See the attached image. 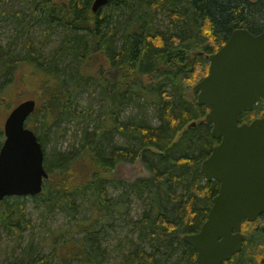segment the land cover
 Listing matches in <instances>:
<instances>
[{"label": "trees", "instance_id": "1", "mask_svg": "<svg viewBox=\"0 0 264 264\" xmlns=\"http://www.w3.org/2000/svg\"><path fill=\"white\" fill-rule=\"evenodd\" d=\"M93 3L9 0L0 11V115L8 112L13 99L8 93L26 87L32 79L37 107L29 128L38 131L40 124L42 145L45 135L56 133L67 120L82 131L78 149L45 158L50 178L42 193L32 198H39L50 212L60 209L73 219L79 211L76 199L86 202L91 211L84 220H75L70 230L51 233L41 245L29 243L20 260L6 264H100L99 256L88 250L92 242L74 235L97 234L106 225L115 229L117 220L116 231L129 230L137 237V241L120 240L119 264H196L197 252L183 237L200 231L219 193V182L207 180L201 165L220 140L204 121L209 109L198 104L196 93L189 98L188 90L208 75L206 57L236 29L264 31V0H109L98 12L93 11ZM119 11L127 16L123 23ZM158 16L162 25L166 22V31L156 27ZM39 27L45 41L52 31L63 29L60 45L48 55L43 53V41L38 48L31 38ZM70 63L68 74L63 70ZM90 89L104 102L96 114L82 106L75 93ZM141 102L153 106L158 125L138 116L119 120L122 110ZM41 115L44 121L39 123ZM263 116L264 99L246 110L240 121L250 123ZM113 132L135 145H117ZM2 139L0 133V143ZM137 158L149 175L127 186L119 183L124 192L117 203L110 201L107 187L118 185L116 167ZM145 193L151 203L144 214L135 221L122 219L129 216L132 197L143 200ZM13 198L15 204L8 198L0 202V228L19 235L26 228L21 206L25 197ZM258 222H244L248 236L244 250L224 264L264 260V225L257 228ZM46 247L48 254L43 252Z\"/></svg>", "mask_w": 264, "mask_h": 264}, {"label": "water", "instance_id": "2", "mask_svg": "<svg viewBox=\"0 0 264 264\" xmlns=\"http://www.w3.org/2000/svg\"><path fill=\"white\" fill-rule=\"evenodd\" d=\"M108 2L94 0L93 11ZM207 59L208 75L193 90L198 104L209 109L204 121L212 126V136L220 140L201 169L220 188L200 231L183 240L196 250V264H224L243 250L244 220L253 222L264 215V116L250 123L240 121L246 110L264 99V31L236 29ZM36 107L35 99L25 100L4 123L0 201L37 196L49 178L43 145L27 127Z\"/></svg>", "mask_w": 264, "mask_h": 264}, {"label": "rangeland", "instance_id": "3", "mask_svg": "<svg viewBox=\"0 0 264 264\" xmlns=\"http://www.w3.org/2000/svg\"><path fill=\"white\" fill-rule=\"evenodd\" d=\"M6 2L9 3V0L2 1L3 7L0 5V11L4 10ZM117 16L119 17V20L122 23L125 22V20L127 19V16L122 11H119L117 13ZM6 20H9V17H7ZM161 22V16H158L157 20L155 21L156 27L161 31H166V28L168 27L166 22L164 21L163 25ZM42 29L43 28L41 27L37 28L31 38L35 40V43L37 42L38 48L40 47V42L43 41V53L48 55L49 53L54 51L58 45H60L64 37V33L62 28H58L56 31H52V33L48 36L45 41ZM2 36L4 35H1V37ZM72 65L73 64L70 63L67 68H64L63 71L68 72V74H70L69 72L72 69L69 67ZM62 79L67 80L68 76H63ZM27 82L28 83L26 84V87L19 86V90H12L8 93V97H11L13 99L8 102V112L4 114L1 112L0 115L1 139L2 137H4V123L7 119L10 109L17 103H21L29 99H36V85L34 81L32 79H29ZM193 87L194 86L189 87V98H192L195 94ZM75 93L78 102L82 106L90 108L92 111H94L95 114L103 110L104 102L99 99L100 97L98 98V92L95 89H90V91L86 92H84L83 90H78ZM78 109L81 110L80 108ZM141 111L143 112L141 113ZM134 116H138L142 121H146L150 125H158V119L156 116L155 109L153 108V106H144L143 102H141V105L138 107L136 106L134 108L122 110L118 117L120 121H126L130 117ZM31 119L32 118L29 119L27 127H29ZM38 121L39 123H42V121H44V116L41 115L38 118ZM38 126V131H34L37 136H40V124ZM55 132L56 133L51 132L45 135L43 145L46 152V159L55 158L58 154H68L69 152L79 148V145L81 143L82 131H80V129L73 121L67 120L64 123L59 124ZM112 135L117 145H125L131 147L135 145L132 142H126L120 135L116 134L115 132H113ZM4 140L5 139L1 140L0 146L3 145ZM114 175L117 178L116 183L118 185H109L107 187V191L109 200L114 203H117L120 199L119 196L122 194V192H124L125 189V187L120 186L119 183H122L123 185L127 186L139 178L147 177L149 175V171L147 170L143 162L140 160V158H137L134 162H121L120 164H118ZM148 197V193H145L143 200H139L137 198L132 197L130 203L127 205L130 209L129 216H124L122 219H125L126 221H135L139 217H141L142 214H144V212L149 208V205L151 203V200H149ZM8 201L11 204H15L16 199L13 197H8ZM21 206L23 207L22 215L24 217L26 228L24 230H21L19 232V235H17L16 232L13 230L11 231L0 228V263L6 264L8 262H16L20 260L23 256L26 246L29 243L32 242L35 246L41 245L43 241L46 240L48 236H50L51 233L57 232L59 230L68 231L75 225V220L80 221L91 216L89 205L80 199H76L75 210L79 209V211L77 210L78 213H75L76 219H73L72 216L60 209L50 212L48 206L41 202L39 198H22ZM118 223L119 220H117L115 223V229L112 226L106 225L103 228V232H99L97 234L77 232L74 237L77 240L87 239L89 243L92 242L93 246H89L88 250L89 252H92L94 256H99V260H101L100 264H119L122 261V256L121 254L117 253L116 248L120 240L124 241L125 239H130L132 237V239L137 241V237L134 235L132 236L129 230L122 233L116 231ZM262 225H264V219L259 220V222L257 223V227L261 228ZM247 238L248 236L246 237V239ZM128 249L129 247L126 246L122 249V252L125 253ZM43 252L45 254H48L50 252V249L46 247L44 248ZM176 259L177 258L172 259L171 262H174ZM55 263L58 264L57 261H55ZM75 264L82 263L77 262Z\"/></svg>", "mask_w": 264, "mask_h": 264}, {"label": "flooded vegetation", "instance_id": "4", "mask_svg": "<svg viewBox=\"0 0 264 264\" xmlns=\"http://www.w3.org/2000/svg\"><path fill=\"white\" fill-rule=\"evenodd\" d=\"M254 34V33H253ZM213 54V53H212ZM211 55V54H210ZM209 56V55H208ZM207 58V57H206ZM209 61V60H208ZM209 66H210V61H209ZM208 71H209V69H208ZM253 121V120H252ZM251 121V122H252ZM219 143H220V141H219ZM218 143V144H219ZM217 144V145H218ZM214 149V148H213ZM214 181H216V180H214ZM261 219H264V215H261L260 217H258L255 221H253V222H249L248 220H244V222L245 221H247V223H251V224H253V223H256L258 220H261ZM244 222H243V224H244ZM243 224H242V234L244 235V245H245V241H246V237H245V234H244V232H243ZM257 226V225H256ZM258 228V227H257ZM243 250H244V246H243ZM242 250V251H243ZM241 253V252H240ZM239 254V253H238ZM237 255V254H236ZM264 262V260L260 263V264H262Z\"/></svg>", "mask_w": 264, "mask_h": 264}]
</instances>
